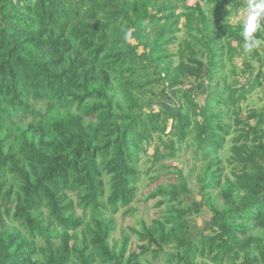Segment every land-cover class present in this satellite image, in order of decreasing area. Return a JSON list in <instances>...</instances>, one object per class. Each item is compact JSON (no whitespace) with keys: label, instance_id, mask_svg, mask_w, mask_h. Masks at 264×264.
Returning <instances> with one entry per match:
<instances>
[{"label":"trees","instance_id":"16d2710c","mask_svg":"<svg viewBox=\"0 0 264 264\" xmlns=\"http://www.w3.org/2000/svg\"><path fill=\"white\" fill-rule=\"evenodd\" d=\"M252 1L0 0V264H264ZM143 173L159 214L116 240Z\"/></svg>","mask_w":264,"mask_h":264},{"label":"rangeland","instance_id":"374dc122","mask_svg":"<svg viewBox=\"0 0 264 264\" xmlns=\"http://www.w3.org/2000/svg\"><path fill=\"white\" fill-rule=\"evenodd\" d=\"M260 0H254L251 2L250 6H247L243 9L238 10V12L236 14L233 15V17L231 18V23H235L237 21H245V23H249L251 15L253 10L255 9V7L257 6V2H259ZM190 3V1L188 2ZM259 47L258 49H261L264 51V40L258 41ZM172 50H175V47L172 48ZM140 51V50H139ZM260 52L262 53V51L260 50ZM236 65L238 67V69L236 70V79L241 82L243 81V77L240 75L239 73V69L241 68V58H236L235 59ZM229 64L225 61V65L222 71L225 72V74L228 76H230L229 74ZM228 76V77H229ZM235 77V76H234ZM264 107V86L260 87V88H256L249 96H248V101L247 103H245V106L243 105V109H242V114L240 115V117H244L245 114L247 113L246 110L247 109H251V108H255V109H260L261 107ZM251 123H253V121H251ZM228 141L225 145V148H228ZM152 145L148 148L147 154H151L152 153ZM189 151L186 152V154L183 157H188L189 156ZM164 162H168V161H164ZM174 163H176V160L174 161ZM147 164H145L146 166ZM143 167V166H141ZM153 187L152 182L150 183L149 181V177L146 174H142L141 176V180L138 184V193L137 196L135 198V200H133V202L130 204L131 206L135 207V211L132 214H123V211L125 209H120L116 214H115V220H116V229L114 231V233L112 234V237L115 238L116 240L119 239L121 232H129L128 230V226H135L137 227V220L138 219H144L146 221H150V219L152 217H156V214H159V211L161 209V207H156L155 205V200L154 199H146V194L148 192V190L150 188ZM185 199L187 200H191L193 199L195 202H197L199 200V196L196 194V191L194 190L191 196H186ZM203 211H202V215L200 214V217H195V223L198 225L199 228L202 227V225L204 224V219L205 216L208 217L207 215H209L208 211L206 208L202 207ZM197 228V227H196ZM194 234V233H193ZM131 241L134 244L135 241V236L131 235ZM130 246V249H135L134 245ZM148 260V264H163L162 261H160L159 258L157 259H150V256L148 255L147 257Z\"/></svg>","mask_w":264,"mask_h":264},{"label":"clouds","instance_id":"9594fccd","mask_svg":"<svg viewBox=\"0 0 264 264\" xmlns=\"http://www.w3.org/2000/svg\"><path fill=\"white\" fill-rule=\"evenodd\" d=\"M261 6L262 5H257V7H261ZM254 21H255V17H251L248 26L244 30V36H245V41H246V45H245L246 51L250 50L254 46L253 43L250 42L251 34L253 31H255V28H256Z\"/></svg>","mask_w":264,"mask_h":264},{"label":"crops","instance_id":"0c3cea01","mask_svg":"<svg viewBox=\"0 0 264 264\" xmlns=\"http://www.w3.org/2000/svg\"><path fill=\"white\" fill-rule=\"evenodd\" d=\"M261 50V49H260ZM263 52V50H261Z\"/></svg>","mask_w":264,"mask_h":264}]
</instances>
